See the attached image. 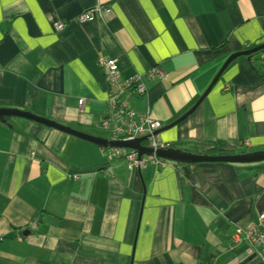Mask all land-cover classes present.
I'll use <instances>...</instances> for the list:
<instances>
[{
  "label": "crops",
  "instance_id": "obj_1",
  "mask_svg": "<svg viewBox=\"0 0 264 264\" xmlns=\"http://www.w3.org/2000/svg\"><path fill=\"white\" fill-rule=\"evenodd\" d=\"M262 44L264 0H0V109L115 141L100 128L110 58L121 81L161 71L125 102L160 122L166 149L263 152L264 79L244 57L198 102L231 55ZM108 148L0 119V264H264L247 244L228 250L264 215V161L185 176L172 161L128 171Z\"/></svg>",
  "mask_w": 264,
  "mask_h": 264
},
{
  "label": "built area",
  "instance_id": "obj_2",
  "mask_svg": "<svg viewBox=\"0 0 264 264\" xmlns=\"http://www.w3.org/2000/svg\"><path fill=\"white\" fill-rule=\"evenodd\" d=\"M99 8L94 11H86L79 17V22H90L95 12H99ZM96 15V14H95ZM64 24L60 23L55 27L57 32L63 30ZM100 68L103 70L106 83L112 88V94L109 101V113L100 123L102 130L109 131L112 140L115 141H133L145 137L143 147L150 149L153 153L150 155H143L140 158L137 153L132 150L122 148H108V153L117 158L123 159L126 169L132 171L140 168L145 163H150L156 167H166L170 162L158 158L154 152L157 150H164L166 146L161 141L157 132L161 128L160 122L149 117L148 114L137 115L130 109L125 102V97L135 95L137 97L143 96L146 92L143 81L151 80L153 78L161 79L162 73L157 69H151L144 75H135L121 81L118 76L117 64L110 58H103L99 62ZM227 90L226 86L225 89ZM78 110L81 112L84 108V101L78 100ZM264 215H259L256 222L250 225L242 233L234 234L230 238L228 250H231L235 245L244 243L254 250L256 257L264 263ZM36 224H34L35 227Z\"/></svg>",
  "mask_w": 264,
  "mask_h": 264
},
{
  "label": "water",
  "instance_id": "obj_3",
  "mask_svg": "<svg viewBox=\"0 0 264 264\" xmlns=\"http://www.w3.org/2000/svg\"><path fill=\"white\" fill-rule=\"evenodd\" d=\"M262 48H264V44L259 45L252 50L241 51V52H238V53L231 55L226 60V62L224 63L222 68L219 70V72L216 74V76L214 77V79L210 83L209 87L203 93L202 97H200L198 102H200L205 97V95L210 91V89L217 82L221 73L224 71V69L228 66L229 63H231L233 60H235L238 57H245L248 54H251V53H254V52L261 50ZM198 102L196 104H198ZM184 116H186V115H184ZM4 117H17V118L29 120V121L38 123L40 125L55 129L57 131L63 132L65 134L77 137L81 140L94 143L98 146L132 150V151H135L137 153L139 158L143 155H150L153 153L150 149H147L141 145V143L145 140V137H143L141 139H135L133 141H107L104 139H100V138H96V137H92V136L83 134L81 132H77V131L72 130L70 128L61 126L55 122L43 119L41 117L32 115L31 113L23 112V111L0 109V119H2ZM154 154L158 158L185 165L184 167L181 168V171L183 172V174L185 176H187V166L198 164V163L243 164V163H255V162L264 161V151L246 154V155H239V156H230V155H225V156H212V155H210V156H208V155H191V154L181 152L178 150L166 149V150H157L154 152Z\"/></svg>",
  "mask_w": 264,
  "mask_h": 264
},
{
  "label": "trees",
  "instance_id": "obj_4",
  "mask_svg": "<svg viewBox=\"0 0 264 264\" xmlns=\"http://www.w3.org/2000/svg\"><path fill=\"white\" fill-rule=\"evenodd\" d=\"M256 47L250 48L246 51L252 50ZM248 63L251 65V68L258 74V77H260V79H264V48H262L261 50L248 54L247 56L244 57ZM143 144V142H142ZM219 152H226L225 150L218 148L217 149ZM228 153V151H227Z\"/></svg>",
  "mask_w": 264,
  "mask_h": 264
}]
</instances>
